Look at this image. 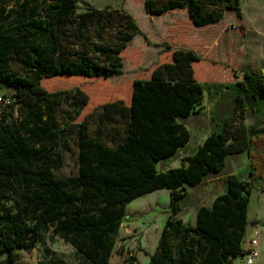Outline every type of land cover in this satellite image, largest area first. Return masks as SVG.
Masks as SVG:
<instances>
[{
    "label": "trees",
    "instance_id": "16d2710c",
    "mask_svg": "<svg viewBox=\"0 0 264 264\" xmlns=\"http://www.w3.org/2000/svg\"><path fill=\"white\" fill-rule=\"evenodd\" d=\"M79 1L0 0V85L15 89L0 116V255L14 262L18 251L44 244L50 234L87 264H110L128 205L167 189L169 217L148 264H234L244 256L252 192L264 187V133L245 125L250 112L264 125V73L212 63L199 74L201 55L176 49L172 62L134 81L130 104L108 102L78 121L90 96L80 87L50 92L43 82L122 76L121 55L140 32L128 12L89 6L79 13ZM145 6L150 16L186 9L197 27L241 10L240 0H146ZM205 96L214 107L210 134L180 168L160 172L159 164L191 142L186 121L200 113ZM65 104L74 115L62 122ZM73 136L79 173L59 178L54 171L64 165ZM244 153L250 172L234 174L226 162ZM211 179H220L225 193L202 205L189 188ZM191 208L194 224L182 218Z\"/></svg>",
    "mask_w": 264,
    "mask_h": 264
},
{
    "label": "rangeland",
    "instance_id": "374dc122",
    "mask_svg": "<svg viewBox=\"0 0 264 264\" xmlns=\"http://www.w3.org/2000/svg\"><path fill=\"white\" fill-rule=\"evenodd\" d=\"M146 0H80L79 13L89 6L97 9H119L131 14L140 32L123 51L124 74L110 79H88L84 77L59 76L45 80L44 87L50 92L70 91L80 87L90 96V103L78 121L95 108L108 102L123 100L131 103L133 84L136 79H149L158 66L172 62L176 49L195 50L203 62L196 70L206 73L212 63L228 65L232 68H246L254 72L264 69V20L259 12L264 0H240L241 10H225L221 21L205 27H197L189 16L188 10H174L159 16H150L146 11ZM255 14V15H254ZM120 25V22L117 23ZM205 78V77H204ZM15 89L0 85V116L14 101ZM213 103L204 97L198 107L200 112L186 121L192 138L189 145L179 154L159 164L160 172H167L182 165V160L205 141L211 132V112ZM74 115L70 104L59 111V119L66 122ZM249 126L253 133H264V125L256 123L250 112ZM92 135L96 137L98 121H89ZM80 148L76 136L64 151V165L54 171L59 178L76 176L79 173ZM239 163V162H238ZM241 173L249 174L250 163H242ZM231 169L230 166H228ZM220 179L190 192L198 194L201 204L212 206L216 190L222 188ZM170 190H160L133 201L127 207L126 216L116 238V246L110 264H148L157 251L162 230L169 217ZM196 208L188 209L182 216L185 222H196ZM5 264H87L77 250L60 238L51 240L46 236L44 244L30 251H18L14 262H9L6 254L0 255Z\"/></svg>",
    "mask_w": 264,
    "mask_h": 264
},
{
    "label": "crops",
    "instance_id": "0c3cea01",
    "mask_svg": "<svg viewBox=\"0 0 264 264\" xmlns=\"http://www.w3.org/2000/svg\"><path fill=\"white\" fill-rule=\"evenodd\" d=\"M259 12L261 14H263L262 16H263V20H264V3H263L262 6H260ZM262 73H264V69L262 71H260L258 74H262ZM256 123H257V121H256ZM245 125L248 127L249 131L251 132V129H250V126H249L248 117L245 120ZM260 125H262V124H260ZM251 133H253V132H251ZM188 156H190V155H188ZM242 163L247 164V167H248V165L250 163V158H249L248 153H244L242 155L229 158L227 160V162H226V165L231 167V170H232V172L234 174H240L241 173V168H242V166H244ZM180 167H178V168H180ZM193 189H195V188H193ZM216 193H217V195L214 198V200L218 196H220V195L225 193V187L223 186L221 188V190L219 191V193L216 190ZM214 200H213V202H214ZM248 216H249V220H248V231H247V235L248 236H247V239L253 237V234H254L255 230L259 229L261 231V234H260V246H259L260 257L257 260L256 264H264V187L253 190L252 197H251V202H250V205H249V214H248ZM248 245L249 244H247V247H248ZM234 264H246V263L244 262V259L242 257H240V258H238V259H236L234 261Z\"/></svg>",
    "mask_w": 264,
    "mask_h": 264
},
{
    "label": "built area",
    "instance_id": "2783aa9c",
    "mask_svg": "<svg viewBox=\"0 0 264 264\" xmlns=\"http://www.w3.org/2000/svg\"><path fill=\"white\" fill-rule=\"evenodd\" d=\"M2 101L3 100L0 99V102ZM260 234L261 231L257 229L254 231L252 238L247 239L248 235H246L244 245V256H242L246 264H256L257 260L260 257ZM247 244H249L248 247Z\"/></svg>",
    "mask_w": 264,
    "mask_h": 264
},
{
    "label": "bare ground",
    "instance_id": "6f19581e",
    "mask_svg": "<svg viewBox=\"0 0 264 264\" xmlns=\"http://www.w3.org/2000/svg\"><path fill=\"white\" fill-rule=\"evenodd\" d=\"M255 15V14H254Z\"/></svg>",
    "mask_w": 264,
    "mask_h": 264
}]
</instances>
